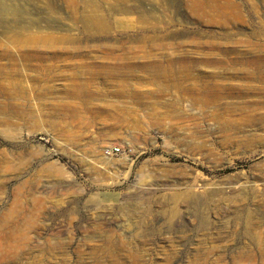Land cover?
Returning a JSON list of instances; mask_svg holds the SVG:
<instances>
[{
  "label": "rangeland",
  "instance_id": "1",
  "mask_svg": "<svg viewBox=\"0 0 264 264\" xmlns=\"http://www.w3.org/2000/svg\"><path fill=\"white\" fill-rule=\"evenodd\" d=\"M0 264H264V0H0Z\"/></svg>",
  "mask_w": 264,
  "mask_h": 264
},
{
  "label": "built area",
  "instance_id": "2",
  "mask_svg": "<svg viewBox=\"0 0 264 264\" xmlns=\"http://www.w3.org/2000/svg\"><path fill=\"white\" fill-rule=\"evenodd\" d=\"M121 151V149L120 148H117V149H115V152H120Z\"/></svg>",
  "mask_w": 264,
  "mask_h": 264
},
{
  "label": "bare ground",
  "instance_id": "3",
  "mask_svg": "<svg viewBox=\"0 0 264 264\" xmlns=\"http://www.w3.org/2000/svg\"><path fill=\"white\" fill-rule=\"evenodd\" d=\"M7 12V11H6ZM12 17V16H11ZM18 19V18H17ZM15 21V20H14Z\"/></svg>",
  "mask_w": 264,
  "mask_h": 264
}]
</instances>
